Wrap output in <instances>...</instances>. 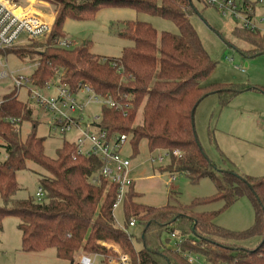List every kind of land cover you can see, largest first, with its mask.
<instances>
[{"label": "trees", "instance_id": "obj_1", "mask_svg": "<svg viewBox=\"0 0 264 264\" xmlns=\"http://www.w3.org/2000/svg\"><path fill=\"white\" fill-rule=\"evenodd\" d=\"M43 1L53 4L56 11L45 41L32 39L4 55L11 51L19 58L36 62L29 80L37 87H44L60 72L61 81L72 91L87 84L97 94L111 95L121 107L103 106L99 126L110 135H130L134 149L145 138L151 151L162 148L169 153L170 162L163 171L186 173L192 181L208 176L214 180L217 192L211 197L198 198L191 206L155 207L135 201L137 193L131 186L124 200L126 226L117 225L113 209L117 184L105 179L98 184L91 182L101 160L94 155L79 154L69 140L58 149L56 158H50L44 151L45 139L36 135V122L23 141L18 122L30 120L33 110L13 89L0 100V135L4 139L1 146L6 151V158L0 160V229L6 216H16L23 251L54 247L56 254L71 264H81L75 260L81 249H87V255L97 254L105 263L114 251L100 244V240L119 244L131 264H195L184 257L185 251L203 255L211 264H264V176L217 170L200 146L194 128L195 110L207 95L218 94L223 107L249 86L201 83L216 62L190 21L191 0H161L160 4L157 0ZM245 3L254 6L250 1ZM111 6L159 14L173 20L179 32L162 31L158 41L157 30L151 23L128 22L123 34L133 44L124 47L119 56L97 55L87 41L68 48L55 44L57 39L65 37L63 23L67 18L92 17L99 9ZM43 17L53 20L45 14ZM238 32L253 46L248 50L250 54L264 51V32L245 28ZM140 109L142 119L134 126ZM9 119L15 121L8 122ZM176 150L180 153L175 154ZM28 160L50 173L40 178L44 190L41 200L14 198L19 189L16 172L25 168ZM53 162L57 163L56 167ZM241 196L249 197L256 221L251 228L237 234L214 223V218ZM218 200L224 202L219 211L195 209L197 205ZM135 215H141L142 221L137 218V222L144 225L139 248L134 244L133 234L127 231L130 218ZM176 230L184 235L179 249L162 240L164 232L176 234ZM251 234L261 237L253 248L219 240Z\"/></svg>", "mask_w": 264, "mask_h": 264}, {"label": "rangeland", "instance_id": "obj_2", "mask_svg": "<svg viewBox=\"0 0 264 264\" xmlns=\"http://www.w3.org/2000/svg\"><path fill=\"white\" fill-rule=\"evenodd\" d=\"M24 1L28 3V0ZM35 1L30 0L29 11L39 12L35 9L39 8L56 16L53 4L43 0ZM246 1L252 2L254 6L247 7ZM157 2L160 4L161 0H157ZM235 4L239 9L241 7L244 13L251 14L250 21L261 32H264V2L235 0ZM44 12L40 13L41 17L45 14ZM53 16L51 17L53 18ZM189 17L204 48L216 62L210 75L202 80V84L245 83L248 86L263 89H250L238 93L224 107L220 106L217 94L207 95L199 103L194 113V128L198 142L217 170H233L243 176L262 177L264 176V53L251 54L250 56L246 54L252 45L238 32L244 28L245 16H235L229 10L223 13L216 4H212L208 0H191ZM136 20L151 23L157 30L158 41L162 31L179 32L178 26L171 19L126 6L103 7L88 18H67L63 23V32L65 37L72 41L73 46H79L87 41L90 50L97 55L119 56L124 47L133 44V40L124 35L123 31L128 22ZM45 39L38 42H43ZM7 53L6 56L0 55L2 62L0 72L7 71L8 74L7 77L0 78V100L8 92L17 89L18 98L30 105L33 110L30 120L18 122L21 139L23 141L27 139L33 130V123L36 122V135L45 139V154L50 158H56L57 151L62 147L64 141L69 140L74 143L78 136H81L82 131L74 126L67 130L65 135L55 130L50 125L52 115L30 97V88H37L42 95L48 97L56 96L58 91L54 82H57V75L50 80L49 88L37 87L31 82L19 88L15 84L13 75L30 77L36 62L19 58L11 51ZM35 66L37 67V64ZM77 99V102L83 107L70 110L69 106L59 104L56 116L61 117L62 112L86 123L101 114V104L87 102L88 98L85 94L78 95ZM141 119L140 109L133 123L134 126ZM9 121L15 120L9 119ZM1 129H4V126ZM3 143L4 139L0 135V160L6 158V151L1 146ZM157 153V150L149 149L145 138H142L138 142L137 149H134L130 135H128L122 154L131 161L129 177L134 180V183L126 185L125 189L129 190L131 186L133 187L137 193L135 201L155 207L167 204L191 206L198 198L211 197L216 194L215 182L208 176L202 177L199 181H192L186 173L163 171L162 169L167 168L170 158L165 156L164 162L160 164L152 159ZM53 164L55 167L57 166V163L53 162ZM171 174L176 176L172 181H170ZM43 175H50V173L38 163L28 160L27 166L16 172L19 189L14 194V198L33 197L37 199L36 192L40 188V178ZM223 205L224 202L218 200L197 205L195 209L197 211H219ZM114 217L117 225L126 226L123 202L115 208ZM135 217L142 221L141 215H135ZM255 221V209L247 196L239 197L214 218V223L237 234L251 228ZM18 222V217L13 215L6 216L2 221L0 264H71L69 260L59 257L54 247L37 252L23 251ZM143 229L144 225L139 221L135 226L127 227V231L133 234L134 244L137 248L142 245ZM176 232L174 235L164 232L162 234L164 243L170 247H176L182 235L178 230ZM260 239L259 235L251 234L219 240L253 248L258 245ZM114 248L122 250L119 245H114ZM86 252L89 253L87 249L79 250L75 260L78 261L80 256ZM114 253L106 258L105 263L101 257L95 256L97 254L89 255H92L94 259L93 264H111L109 260L116 257L117 254L115 251ZM202 259L206 258L202 257Z\"/></svg>", "mask_w": 264, "mask_h": 264}, {"label": "built area", "instance_id": "obj_3", "mask_svg": "<svg viewBox=\"0 0 264 264\" xmlns=\"http://www.w3.org/2000/svg\"><path fill=\"white\" fill-rule=\"evenodd\" d=\"M212 4H216L217 8L223 13L229 10L235 16H245L243 26L248 30H259L257 26L250 21L251 16L249 13H244L243 9L235 4V0H208ZM263 3L264 0H258ZM28 3L20 4L12 0H0V55H4L7 50L26 44L33 40H41L46 38L51 31L52 22L41 15L29 12ZM247 7H250L248 3H245ZM21 9V13L16 11ZM49 14V13H47ZM52 15V14H51ZM55 44L59 47H73L72 41L69 38L62 37L55 41ZM6 56V55H4ZM2 62L0 61V65ZM63 73H58L57 82H54L58 94L56 96L48 97L42 95L37 88H30V97L35 99L36 102L48 113L52 115L50 119V125L59 131L61 134H66L70 128L77 127L82 131L81 136H78L74 142L76 150L79 154L86 156H97L101 160L100 169L91 177V182L98 184L101 179L107 180L117 184L116 200L113 204V209L121 203L127 196L128 190L126 185L133 184L134 180L129 177L131 161L128 157L122 154L123 146L128 139L127 134H112L110 135L107 130L99 126L100 115H96L90 122H81V119L70 117L61 112V117H57L58 105L63 104L69 106L70 110H74L77 107H83L77 101V96L85 94L88 100L87 102H96L101 106L121 107L119 103L111 95L97 94L89 85H81L76 91H72L66 84L61 81ZM7 71L0 72V78L7 77ZM16 86L19 88L27 85L30 82L29 77L13 75ZM51 81H49L44 88H49ZM158 151L153 160L162 164L165 160V156L170 157L169 153L162 149L156 148ZM175 154L180 152L176 150ZM173 173V172H172ZM176 176L170 175V181L174 180ZM36 197L41 200L44 197V190L42 187L36 192ZM137 224V218L132 216L129 221V226H135ZM174 235V234H173ZM182 238L178 240L176 248H180ZM99 243L101 241H98ZM105 245L109 249H113L114 246ZM112 247V248H111ZM117 253L116 257L111 258L109 261L111 264H131L129 256L122 250L114 248ZM184 257L190 262L195 264H211L206 259H202L203 255L185 251ZM97 256V255H95ZM205 258V257H204ZM79 261L81 264H93L94 259L92 256L83 254L80 256Z\"/></svg>", "mask_w": 264, "mask_h": 264}, {"label": "crops", "instance_id": "obj_4", "mask_svg": "<svg viewBox=\"0 0 264 264\" xmlns=\"http://www.w3.org/2000/svg\"><path fill=\"white\" fill-rule=\"evenodd\" d=\"M53 16V15H52ZM54 19H55V16H53V20L51 21L52 23L54 22ZM253 46H251L250 48H249V50L252 48ZM260 53H264V51L263 52H257V53H255V54H260ZM246 54L248 55V56H250L251 54L248 52V50H247V52H246ZM253 55V54H252ZM36 68V66H35V64H34V69ZM34 71V70H33ZM241 84H245V83H241ZM246 85V84H245ZM248 86V85H247ZM250 89H255V90H263V89H258L257 87H253V86H249V87H247L245 90H250ZM245 90H243V91H245ZM243 91H241V92H243ZM241 92H239V93H241ZM216 94V93H215ZM238 94V93H237ZM236 94V95H237ZM217 96H218V94H217ZM218 100H219V96H218ZM232 100V99H231ZM219 104H220V101H219ZM229 104V103H228ZM227 104V105H228ZM221 106V105H220ZM226 106V105H225ZM222 107V106H221ZM224 107V106H223ZM134 183V182H133ZM101 242V244H108L109 246H111L110 244H112V246H114V245H119V244H117L116 242H114V241H104V240H100ZM119 247H120V245H119ZM121 249V248H120Z\"/></svg>", "mask_w": 264, "mask_h": 264}, {"label": "bare ground", "instance_id": "obj_5", "mask_svg": "<svg viewBox=\"0 0 264 264\" xmlns=\"http://www.w3.org/2000/svg\"><path fill=\"white\" fill-rule=\"evenodd\" d=\"M30 7V6H29ZM29 9V8H28ZM35 9H37L39 12H35V11H29V12H33V13H36V14H39V15H41L40 13L42 12H44L43 10H41V9H39V8H35ZM17 13H21L22 12V10L21 9H18L17 11H16ZM45 13V15H47V16H52L51 14H47L46 12H44Z\"/></svg>", "mask_w": 264, "mask_h": 264}, {"label": "water", "instance_id": "obj_6", "mask_svg": "<svg viewBox=\"0 0 264 264\" xmlns=\"http://www.w3.org/2000/svg\"><path fill=\"white\" fill-rule=\"evenodd\" d=\"M213 165V167H215V165L214 164H212ZM220 171H223V170H220ZM193 229H194V227H193ZM142 236H144V234H142Z\"/></svg>", "mask_w": 264, "mask_h": 264}]
</instances>
